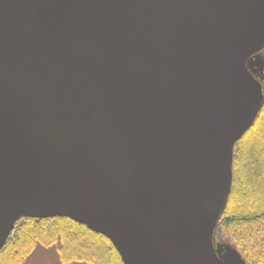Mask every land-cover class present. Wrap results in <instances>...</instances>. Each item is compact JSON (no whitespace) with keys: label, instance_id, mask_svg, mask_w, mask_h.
<instances>
[{"label":"water","instance_id":"obj_1","mask_svg":"<svg viewBox=\"0 0 264 264\" xmlns=\"http://www.w3.org/2000/svg\"><path fill=\"white\" fill-rule=\"evenodd\" d=\"M263 48L264 0H0V250L68 217L125 264H243L214 231Z\"/></svg>","mask_w":264,"mask_h":264},{"label":"trees","instance_id":"obj_2","mask_svg":"<svg viewBox=\"0 0 264 264\" xmlns=\"http://www.w3.org/2000/svg\"><path fill=\"white\" fill-rule=\"evenodd\" d=\"M259 55L261 68L256 66L259 59L255 68L264 89V49ZM53 222L57 223L51 226ZM215 243L237 251L245 264H264V104L234 146L233 183L216 226ZM38 245L57 248L63 263L123 264L107 237L61 217L18 221L0 251V264H22Z\"/></svg>","mask_w":264,"mask_h":264},{"label":"rangeland","instance_id":"obj_3","mask_svg":"<svg viewBox=\"0 0 264 264\" xmlns=\"http://www.w3.org/2000/svg\"><path fill=\"white\" fill-rule=\"evenodd\" d=\"M261 62L262 59L257 62V65L254 64L253 67L255 68V65L258 66V69L261 68ZM249 64V62H248ZM257 69V70H258ZM57 222H53L50 223L51 226H53L54 224H56ZM43 240H46L45 238ZM47 241V240H46ZM45 241V242H46ZM57 249V248H56ZM56 249L54 247H47L44 246L42 247V245H38V247L35 249V251L29 256H26V259H24L22 264H86V263H63L61 262L60 258H59V254L56 251ZM235 253V254H233ZM223 260H226L227 257L232 259V262H239L238 260V256L236 255L235 251H231L230 253L226 254V256H221Z\"/></svg>","mask_w":264,"mask_h":264}]
</instances>
